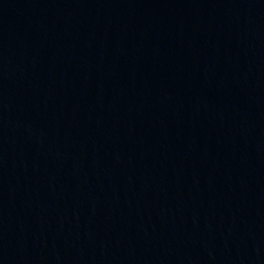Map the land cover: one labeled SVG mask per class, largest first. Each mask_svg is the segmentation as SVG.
<instances>
[{
    "label": "water",
    "instance_id": "water-1",
    "mask_svg": "<svg viewBox=\"0 0 264 264\" xmlns=\"http://www.w3.org/2000/svg\"><path fill=\"white\" fill-rule=\"evenodd\" d=\"M0 264H264V0H0Z\"/></svg>",
    "mask_w": 264,
    "mask_h": 264
}]
</instances>
